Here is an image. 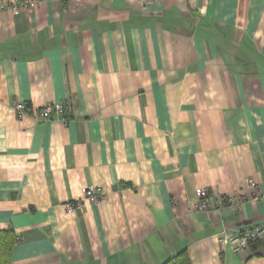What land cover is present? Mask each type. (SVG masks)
Returning <instances> with one entry per match:
<instances>
[{
	"label": "crops",
	"instance_id": "0c3cea01",
	"mask_svg": "<svg viewBox=\"0 0 264 264\" xmlns=\"http://www.w3.org/2000/svg\"><path fill=\"white\" fill-rule=\"evenodd\" d=\"M12 1L0 0L11 264H160L183 249L190 264H264V239L243 253L220 240L264 227V0H39L16 14ZM18 101L32 112L17 118ZM50 102L66 111L40 119ZM235 193L240 208L218 206Z\"/></svg>",
	"mask_w": 264,
	"mask_h": 264
},
{
	"label": "built area",
	"instance_id": "2783aa9c",
	"mask_svg": "<svg viewBox=\"0 0 264 264\" xmlns=\"http://www.w3.org/2000/svg\"><path fill=\"white\" fill-rule=\"evenodd\" d=\"M39 0H14L8 6L10 7L12 13L16 14L21 8H32ZM7 5L0 3V9H4ZM66 105L63 102H50L43 104L38 110L37 115L40 119H49L52 115H61L66 111ZM12 109L16 113L17 118H22L32 112V109L24 102H15ZM250 186L254 183L252 180L249 181ZM197 201L193 205V209L199 212H206L209 209L208 197L209 193L207 188L198 187L195 190ZM103 192L97 187H86L83 191L84 198H88L92 201H98ZM241 196L239 194H225L220 195L217 198L218 206L227 205L231 209H238L241 206ZM81 203L75 201L72 204H67L68 209L79 208ZM264 239V227L259 226H247L243 229L232 234H224L220 237V240L227 242L231 249L236 253H243L250 248V245L258 240Z\"/></svg>",
	"mask_w": 264,
	"mask_h": 264
},
{
	"label": "trees",
	"instance_id": "16d2710c",
	"mask_svg": "<svg viewBox=\"0 0 264 264\" xmlns=\"http://www.w3.org/2000/svg\"><path fill=\"white\" fill-rule=\"evenodd\" d=\"M18 240L19 237L13 230L0 229V264H11L12 248ZM254 244H252L253 247ZM256 244L261 243L258 241ZM160 264H190V260L187 251L183 249Z\"/></svg>",
	"mask_w": 264,
	"mask_h": 264
},
{
	"label": "bare ground",
	"instance_id": "6f19581e",
	"mask_svg": "<svg viewBox=\"0 0 264 264\" xmlns=\"http://www.w3.org/2000/svg\"><path fill=\"white\" fill-rule=\"evenodd\" d=\"M258 241H260V240H258ZM258 241H255V242H258ZM255 242H253V243H255ZM253 243H252V244H253ZM252 244H251V245H252ZM251 245H250V246H251Z\"/></svg>",
	"mask_w": 264,
	"mask_h": 264
}]
</instances>
